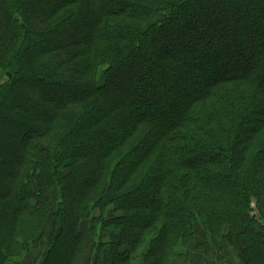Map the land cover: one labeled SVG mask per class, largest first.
Returning a JSON list of instances; mask_svg holds the SVG:
<instances>
[{"label":"trees","instance_id":"trees-1","mask_svg":"<svg viewBox=\"0 0 264 264\" xmlns=\"http://www.w3.org/2000/svg\"><path fill=\"white\" fill-rule=\"evenodd\" d=\"M201 230L264 264V0H0V264Z\"/></svg>","mask_w":264,"mask_h":264},{"label":"crops","instance_id":"crops-1","mask_svg":"<svg viewBox=\"0 0 264 264\" xmlns=\"http://www.w3.org/2000/svg\"><path fill=\"white\" fill-rule=\"evenodd\" d=\"M208 241V234L204 230L198 232L195 241L198 247L191 249V254L183 264H244L241 256L231 247L217 243L211 245ZM42 256L43 247L36 246L27 260L21 264H39ZM88 262L94 264L92 258H89Z\"/></svg>","mask_w":264,"mask_h":264},{"label":"rangeland","instance_id":"rangeland-1","mask_svg":"<svg viewBox=\"0 0 264 264\" xmlns=\"http://www.w3.org/2000/svg\"><path fill=\"white\" fill-rule=\"evenodd\" d=\"M79 37V40H81L82 41V39L80 38V35L79 34H77ZM101 70H102V68H101ZM100 73H101V71L99 70L98 71V76H100ZM15 96H21V93H16L15 94ZM22 101L23 102H21V103H29L30 104V97H28V96H26V95H24L23 96V98H22ZM258 210H259V208H258ZM260 211V210H259ZM109 234V233H108ZM209 241V243L212 245V243H214L215 244V242H213V241H211L210 239H208ZM89 258H92V260H93V263H95V256H94V253L93 252H90L89 250H87V252L85 253V256H84V258L82 259V264H91V262H88L89 261ZM184 262H182V261H176V262H174V264H183Z\"/></svg>","mask_w":264,"mask_h":264}]
</instances>
